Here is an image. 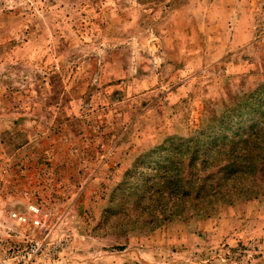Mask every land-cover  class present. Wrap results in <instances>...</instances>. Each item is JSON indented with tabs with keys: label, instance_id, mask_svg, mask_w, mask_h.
<instances>
[{
	"label": "rangeland",
	"instance_id": "obj_1",
	"mask_svg": "<svg viewBox=\"0 0 264 264\" xmlns=\"http://www.w3.org/2000/svg\"><path fill=\"white\" fill-rule=\"evenodd\" d=\"M263 99L264 0H0V264H264V175L187 151Z\"/></svg>",
	"mask_w": 264,
	"mask_h": 264
},
{
	"label": "trees",
	"instance_id": "obj_2",
	"mask_svg": "<svg viewBox=\"0 0 264 264\" xmlns=\"http://www.w3.org/2000/svg\"><path fill=\"white\" fill-rule=\"evenodd\" d=\"M261 107L264 109V99ZM233 129L234 134L231 137L226 134L219 139L216 135L211 134L208 136L207 142L191 144L187 151L193 161L201 159L203 163H208L211 160L217 161V156L222 150L225 151V154L229 152L228 162L219 171L224 173L223 179L231 178L236 184L243 185L246 190L255 189L258 187L257 180L261 178L260 175H264V153L261 152L264 146V111L260 122L256 118L246 120V122L241 121L238 128ZM241 146L247 151L239 152V156H235L237 150L243 149ZM181 149V147L176 148V152ZM213 149L215 151L214 158L210 153ZM259 166L262 168L257 170ZM200 187L204 188L207 185L201 184Z\"/></svg>",
	"mask_w": 264,
	"mask_h": 264
},
{
	"label": "built area",
	"instance_id": "obj_3",
	"mask_svg": "<svg viewBox=\"0 0 264 264\" xmlns=\"http://www.w3.org/2000/svg\"><path fill=\"white\" fill-rule=\"evenodd\" d=\"M30 209L33 211V212H38L39 211V208H38V206H36V205H31L30 206ZM14 215V217H17L21 222H32V224H34V225H40L41 224V220L40 219H38L37 217H35L34 219H30L28 216H26V215H24V214H17V213H14L13 214Z\"/></svg>",
	"mask_w": 264,
	"mask_h": 264
}]
</instances>
